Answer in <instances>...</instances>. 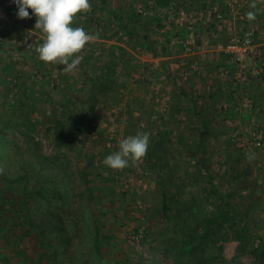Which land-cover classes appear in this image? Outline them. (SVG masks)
I'll use <instances>...</instances> for the list:
<instances>
[{"label":"rangeland","instance_id":"rangeland-1","mask_svg":"<svg viewBox=\"0 0 264 264\" xmlns=\"http://www.w3.org/2000/svg\"><path fill=\"white\" fill-rule=\"evenodd\" d=\"M150 1L156 0L90 1V10L77 16L81 24L75 21L73 27H82L94 39L78 54L82 60L77 67L68 70L65 65L39 59L36 49L45 36L34 28L36 17L18 19L12 0H0V15L5 12L11 16L8 22L0 19V172L12 182L18 179L10 184V190L22 182L21 178L25 179L24 171L30 167L34 172L30 171L26 180L34 200L37 197L34 187L43 188V178L50 180L51 185L55 183L60 195L67 194L69 201L73 199L66 206L63 197L57 207L55 199L52 204L40 199V207L31 199L27 204L31 215L9 199L8 210L0 211V227L7 225L5 232L0 231V264H53L54 251L57 252L54 264H82L86 259L91 260L89 264H101L99 258H105L106 263L112 260L113 264H173L174 255L164 254L163 247L175 248L176 253L184 236L191 234L187 240H194L192 246L196 249L192 253L199 260L217 256L218 247L222 246L225 261L210 264H264V110L251 96L239 92L235 105L242 109L244 123L234 128L235 124L228 125L225 119L227 124L219 127L233 128L223 133L230 143L214 146L207 142L205 162L199 160L196 151L199 134L183 127L192 116L180 121L182 127L176 118L164 128L161 74L153 72L152 63L143 60L147 55L140 54L138 43L134 47L123 33H117L120 26L111 15L117 8L125 11L126 20L127 10L153 19ZM178 3L179 0H173L168 6L177 7ZM156 11L159 23L149 19L150 29L146 27L144 36L149 38L155 33L154 37L162 38L160 34L166 33L161 31L173 37L172 29L167 30L172 24H165L162 19L167 7ZM24 25L31 31L23 30ZM150 25L156 27L155 31ZM118 44L127 47L124 53L115 50L122 48ZM163 52L160 49V54ZM111 62L113 65L108 67ZM112 71L113 89L102 93L103 76ZM115 95L121 97L116 105L112 99ZM247 100L251 104L245 109L242 105ZM255 111L254 120L250 113ZM80 114L84 115L86 131L56 148L52 133L55 126H69ZM172 124L179 129L170 132L172 140L168 144L165 135L158 133H169ZM144 131L150 133L149 148L155 146L154 163L148 150L141 160L130 162L123 170H113L104 164L106 156L118 151L120 140ZM215 133L210 131V140ZM24 136L31 137V143ZM257 136L261 137V146L255 147ZM6 143L10 147L2 146ZM33 154L38 158L33 159ZM232 193L235 195L228 199ZM41 194L45 196L42 191ZM164 196L170 206L169 222L162 212ZM16 197L22 198L20 194ZM193 203L207 214L218 206L231 211L238 228L242 218L247 219L244 227L247 243L237 241L227 224L220 229L212 228L210 239L202 241L204 222L194 223L191 219L183 222L187 217L185 206ZM34 208H40L42 216L38 217V212L33 214ZM10 210H18L17 217ZM29 215L40 231L26 226ZM149 221L151 228L146 234L145 222ZM102 224L103 232L110 235L109 246L116 247L115 252L120 251V255L101 245L98 256L96 229L102 231ZM167 224L171 225V232H177V240L173 242L168 241ZM53 227L58 230L56 235L52 234ZM55 237H64L65 244ZM201 241L204 247L198 246ZM48 242L53 245L51 254L46 255L44 250H50Z\"/></svg>","mask_w":264,"mask_h":264},{"label":"crops","instance_id":"crops-1","mask_svg":"<svg viewBox=\"0 0 264 264\" xmlns=\"http://www.w3.org/2000/svg\"><path fill=\"white\" fill-rule=\"evenodd\" d=\"M105 1L102 0V2ZM171 1L173 0L150 1L152 2L150 12L153 19L158 14L156 9H165ZM232 1L235 3L233 6H229L230 0H179L177 7L186 12L188 21L194 22L197 45L193 54H184L178 43H174L178 40L177 37H184V27L181 22L174 23L167 28L168 31L172 29L170 33L173 37L169 38L168 32L160 31L166 34H160L162 38H156L154 33L140 50V54L147 55L144 61L150 64L159 61L158 73L161 74L160 79L164 87L162 96L165 106L163 109L165 113L162 115L164 128H167L166 124H170L173 119L177 118L180 122L186 119V116H192V120L184 122L186 125L184 124L183 127L199 134L196 145L201 138V130L207 132L206 146L207 142L214 146L230 143L227 135L223 133L233 128L228 129L226 126L220 128L219 125L227 124L224 123L225 119L228 125L235 124L234 128L244 123L241 116L243 111L235 105L239 92L251 96L264 110V80L255 75L256 67L264 69V0ZM249 13H253L254 18H250ZM26 26L24 25L23 30L29 32L30 28ZM8 27L12 26L8 24ZM147 28L150 29L149 26ZM155 28L151 26L152 30ZM246 32L252 33L255 44L263 53V58L247 60L244 65L239 66L218 52L217 46ZM118 46L123 50L127 49L123 44H118ZM160 49L164 51L162 54H160ZM153 51L157 55L152 53ZM151 81L154 82L155 79L152 78ZM177 82L181 84L178 87H176ZM250 114L252 119L257 118H255L256 111ZM179 124L182 127V122ZM177 127L173 124L169 125V133L179 129ZM211 130L217 133L210 140Z\"/></svg>","mask_w":264,"mask_h":264},{"label":"trees","instance_id":"trees-1","mask_svg":"<svg viewBox=\"0 0 264 264\" xmlns=\"http://www.w3.org/2000/svg\"><path fill=\"white\" fill-rule=\"evenodd\" d=\"M90 1H94V0H90ZM100 2L102 3V1L100 0ZM166 2V1H165ZM98 5V4H97ZM98 8H102L100 5H98ZM128 12L129 14L127 15L128 18L126 20V18L124 17V15H126L125 11L124 10H120V9H113L112 12H111V15L113 17V20L117 21V24H119L120 27H118V30H117V33H123L125 35V37H127V42H131L133 43V46H141V49H143V46L146 45L147 43V40L148 38H146V33H145V29L146 27L151 23V22H158L157 19H150L151 22H149V19H145V18H142V16L138 15V14H135L133 12V10H131V12H129L128 10L126 11ZM80 15V13H78L76 16H75V20H73L72 22V26L75 25V21H78L80 24H81V21H79L77 18V16ZM82 15H85V14H82ZM157 20V21H156ZM159 23V22H158ZM141 28V32H139V29ZM141 33L143 35H141ZM145 33V34H144ZM134 41V42H133ZM130 43V44H131ZM138 43V45H137ZM145 43V45H144ZM139 48V47H138ZM115 50H120V52H122V48H116ZM152 53L156 54L155 51H153ZM157 55V54H156ZM115 64V63H114ZM113 65V62L110 63V65L108 67H111ZM62 66L59 68V70H62ZM114 67H112L113 71H114ZM112 71V74L110 75H104L103 77V80H102V93H105L107 90H110V89H113L112 85H114V81L111 79L112 78V75H113V72ZM17 77V76H14V78ZM114 99V103L116 105V103H118L119 101H121V97L119 95H115L113 96ZM84 115L80 114L76 121L73 122L71 125L69 126H65L64 124H57V126H55V129L53 130L52 133H54V145L56 148H62L63 145H64V142L67 141V140H70V139H75V138H78L80 135H82L85 131H86V128L84 126ZM203 123V122H202ZM203 126V125H202ZM158 135L160 136H163L165 135V138H166V143H170L171 142V136H170V133H162V134H159ZM207 132L205 130H201V138L199 139V143H198V147H196V151H197V154L199 156V160H201L202 162H205L206 161V154H205V148H206V139H207ZM27 140V142L31 143V137H26L24 136ZM5 143V142H4ZM3 147H10V144L6 143V144H2ZM149 156L151 157V162H155L154 161V150H155V146L154 148H149ZM36 151H39L36 149ZM33 159L35 158H38V155L37 154H33L32 156ZM42 159H47L46 157L44 156H41ZM205 158V159H204ZM41 159V160H42ZM52 163V162H50ZM152 163V164H153ZM30 171L33 173L34 171L32 170V168L30 167H27L24 171V175H25V179H22L21 178V181L20 184L18 183L17 186H14L12 189L9 190L8 187H10V184H14L18 179L14 180L13 182L11 181V179H9L7 177V175L5 174H1L0 172V211L3 212L5 211L6 209L8 210L9 208V199H11V203L14 204L15 202L17 203V206H21V207H24V210L26 211H29L27 209V204H28V201L29 200H34V198H32V194H31V191H32V188H30L28 186V181L26 180L29 176H30ZM237 180H238V176L235 177ZM240 178V177H239ZM53 180V179H51ZM87 180H85V183ZM41 183L43 184V188L42 187H39V189L37 187H34V190L37 192L35 193V195H37L36 199L34 200L35 202V205H37V207H40V199H41V202H46L48 204H52V200L55 199L56 200V204L55 206L57 207L58 206V202H59V199H63V195H60V191H57L54 187H56V184L54 183L53 185L52 182H50V180H45L44 178L41 179ZM46 187H45V186ZM51 185V186H50ZM52 186H53V190H52ZM50 187H51V190H50ZM41 191L44 192L45 196H43L41 194ZM215 191V190H214ZM47 193V194H46ZM17 194H20L22 196V198H17L16 195ZM234 193L228 195V199H230L232 196H233ZM47 195H49L47 197ZM108 195H112L111 193L108 194ZM235 195V194H234ZM66 200L64 201V203H67L65 204L66 206H68L70 203L73 202V199H71L69 201V196L66 194V196L64 197ZM168 201H166L165 199V196L163 198V202H162V212L164 213V217L169 218V214L168 213V210H169V205L167 204ZM185 211L187 212V217L186 219H184L183 222H188L189 220L188 219H191V221L193 220L194 223H197L198 221H201V222H204V227H205V230L204 232L202 233V241H207L210 239V234H211V230L212 228H222L225 224L228 225V230L232 232V234L236 235L235 238L237 241H239L240 243L242 242H246L249 240L248 239V234H246V231L244 229L245 227V222H247L246 220L247 219H243L242 218V225L241 227L238 228V225H237V222L235 220V218L232 217V214H231V211L229 212V210H223V208L221 207H215L213 209V211L210 213V214H207V213H203L201 212V208L199 207V205L197 203H193L192 205H189L187 204L185 206ZM252 209V208H251ZM19 210V209H18ZM18 210H10V212L12 213L11 215L14 216V217H17V215L19 214V211ZM31 211H29L30 213ZM39 213L38 214V217L39 216H42V213L40 212V208H34L33 209V214L35 213ZM200 212L202 213L201 214V217L199 218V215H200ZM235 213V212H234ZM31 215V213H30ZM28 216V221L26 222V226H28V228L30 229H37L38 231H40L36 225L33 224V220L31 219V216ZM147 216V214H146ZM147 219V217H146ZM5 222V221H4ZM163 222V221H162ZM169 222V220H168ZM146 224H148L146 226V229L147 231L145 232L146 234L149 232L148 230L151 228V224H150V221L149 222H145ZM168 227L166 226V228L168 229L169 227H171L170 224H167ZM105 226V225H104ZM104 226L102 224V231L101 229H96L97 231V241H98V246L96 248V244H95V249H96V252L98 253V256L101 254L100 253V248L101 245L102 247L103 246H109L110 244L108 243L109 242V239H110V235L108 234V232H103L104 231ZM7 228V225L4 226V227H0V231H3L5 232ZM166 229V230H167ZM170 230L168 232H166L167 235L170 236V238L168 239V241L170 242H173L175 240H177V232L174 230V232H171V228H169ZM57 231L56 230V227H53L52 228V234L56 235L57 234ZM137 231V230H136ZM39 234L41 235V237H43V232L41 231V233L39 232ZM192 235V234H191ZM191 235H188V236H184L183 240H182V246L179 247V250L174 253L173 251H175V248H166V247H163V252L164 254H167V255H170V256H173V264H210V263H216L218 261H225L222 259V256H221V252H222V246H219L218 247V254L217 256H214L212 258H207L205 259L204 261V257L202 260H199V258L196 256L193 255L192 252H195V249L196 247L195 246H192L193 244V239L192 240H187L188 237H190ZM38 238L39 241L42 239V238ZM56 238V237H55ZM61 238V239H60ZM57 237L56 239L58 241H62L64 242L65 244V238L63 237ZM191 238V237H190ZM201 239V236L198 237V239L196 238V241L200 240ZM100 240V241H99ZM200 242L198 244L199 245H205V243L203 244V242ZM189 243V244H187ZM213 246H216V243L214 242H211ZM51 244L50 242L47 243L48 247L50 248L49 249H45L44 252L46 253V255L48 254H51ZM53 245V244H52ZM186 246H190V248H187ZM162 248V247H160ZM115 249V250H114ZM117 250L116 247L114 246H109V251L111 252H114L116 253L117 255H120V251L118 252H115ZM153 250V249H152ZM177 250V249H176ZM190 250V252L188 251ZM43 252V253H44ZM189 252V253H188ZM192 253V254H190ZM166 255V256H167ZM193 255V257H191ZM8 256V255H5V257ZM55 260H56V252L54 253V255H52V262L53 264L55 263ZM99 260L101 261V264H113V261L112 260H108L107 263L105 262V258H99ZM91 260L89 259H86L84 262H82V264H89ZM57 264V263H56Z\"/></svg>","mask_w":264,"mask_h":264},{"label":"clouds","instance_id":"clouds-1","mask_svg":"<svg viewBox=\"0 0 264 264\" xmlns=\"http://www.w3.org/2000/svg\"><path fill=\"white\" fill-rule=\"evenodd\" d=\"M18 19L36 17L35 29L43 32L45 39L36 51L45 63L75 69L82 60L85 45L94 39L82 27H73L76 14L90 10V0H12ZM31 10V14L29 12ZM254 18L253 13H249ZM150 133L137 132L119 141L118 151L105 157L104 164L113 170H123L130 162L141 160L149 148Z\"/></svg>","mask_w":264,"mask_h":264},{"label":"built area","instance_id":"built-area-1","mask_svg":"<svg viewBox=\"0 0 264 264\" xmlns=\"http://www.w3.org/2000/svg\"><path fill=\"white\" fill-rule=\"evenodd\" d=\"M231 1L232 0H230L229 6H231ZM176 8L177 7H175V5L168 6L167 11L164 12V15L162 16V19L165 24L169 25L178 22L183 23L184 37L174 41V43H178L184 54L191 55L195 52L194 48H196V30L194 22L187 20L186 12L183 9ZM0 19L3 22H8L9 19H11V16H7L6 13L3 12L0 15ZM217 51L227 56L231 62L239 66L244 65L247 60H258L263 58V53L255 44L251 32H246L241 36H236L228 42L217 46ZM152 69L153 72L159 71V61L152 63ZM255 75L264 80V69H258V67H256ZM250 104L251 102L247 100L242 106L247 109ZM256 139L257 140L254 146H261V137L257 136Z\"/></svg>","mask_w":264,"mask_h":264}]
</instances>
